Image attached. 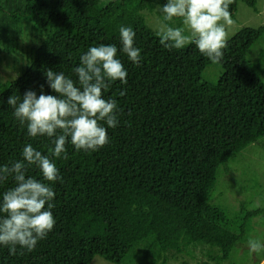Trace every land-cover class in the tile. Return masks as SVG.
I'll return each mask as SVG.
<instances>
[{
  "label": "trees",
  "instance_id": "1",
  "mask_svg": "<svg viewBox=\"0 0 264 264\" xmlns=\"http://www.w3.org/2000/svg\"><path fill=\"white\" fill-rule=\"evenodd\" d=\"M167 0H0V51L19 50L23 25L43 35L31 63L0 89V165L22 160L26 144L51 156V139L30 137L8 106L9 96L31 89L55 95L44 73L74 68L92 46L114 45L127 70V83L109 81L105 98L116 100L119 124L97 151L53 158L62 180L52 184L56 224L34 250L0 245V264H90L100 256L111 264H164L168 248L189 255L197 247L216 249L196 264H222L245 235L232 231L224 210L210 202L219 168L264 138V83L249 61L264 26L242 27L223 49L216 83L201 79L212 62L187 44L166 49L141 15ZM239 1L249 7L256 0ZM131 27L141 50L139 65L122 52L119 29ZM33 33V34H34ZM121 92L124 94L121 95ZM27 175L42 180L39 169ZM0 184L3 192L14 187ZM261 214L248 211L245 221ZM218 254V255H216Z\"/></svg>",
  "mask_w": 264,
  "mask_h": 264
},
{
  "label": "clouds",
  "instance_id": "2",
  "mask_svg": "<svg viewBox=\"0 0 264 264\" xmlns=\"http://www.w3.org/2000/svg\"><path fill=\"white\" fill-rule=\"evenodd\" d=\"M232 2L167 0L159 9L163 20L180 18L183 27L162 23L158 32L160 44L169 50L195 44L212 63L221 62L228 41L226 26L235 23L230 12ZM119 35L122 52L139 65L141 50L135 46L136 33L129 26H121ZM117 53L114 45L90 47L74 68L76 81L63 72L47 70L46 82L55 95H46L41 88L39 96L31 89L22 97L9 96L7 104L13 108L15 118L26 125L27 134L46 136L52 144L51 156L29 143L22 150V160L0 165V184L9 178L15 182L0 197V245L10 246V254H16L17 246L34 250L56 224L51 211L55 197L52 184L62 177L53 158L67 159L68 143L77 151L94 152L110 142L108 129L118 126L119 113L116 100L105 98L104 90L109 87V81L126 84L128 75ZM32 166L39 169L42 180L27 175ZM248 248L260 253L264 251V241L249 239Z\"/></svg>",
  "mask_w": 264,
  "mask_h": 264
},
{
  "label": "rangeland",
  "instance_id": "3",
  "mask_svg": "<svg viewBox=\"0 0 264 264\" xmlns=\"http://www.w3.org/2000/svg\"><path fill=\"white\" fill-rule=\"evenodd\" d=\"M108 0H101L104 3ZM157 1L151 9L141 12L146 24L154 31L159 32L162 23H169L174 27H183L180 18L173 21L163 20ZM232 19L235 23L226 26L228 40L242 27L258 28L264 26V0H256L255 6L249 7L239 1ZM30 24L23 25V34L20 39L19 50L15 54L0 51V89L6 82L15 80L31 63L34 49L44 36L33 34ZM248 59L259 69V77L264 83V36L250 48ZM222 69L216 63L208 64L202 73L201 79L214 84L220 78ZM210 202L221 207L229 217L232 231H239L245 225L246 231L242 240L232 249L229 258L222 264H264V251L253 253L248 248L249 239L264 241V138L249 145L226 165L219 168L216 186L211 193ZM261 209V214L245 221L248 211ZM216 253V249L197 247L187 254H178L168 248L164 254V264H196L207 260L208 252ZM218 255V254H216ZM90 264H111L100 256L94 257Z\"/></svg>",
  "mask_w": 264,
  "mask_h": 264
}]
</instances>
